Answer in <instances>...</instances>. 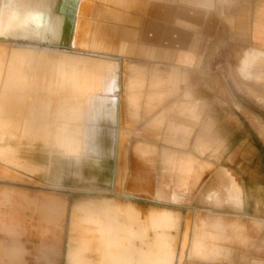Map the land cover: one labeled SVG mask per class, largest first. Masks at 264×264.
I'll return each mask as SVG.
<instances>
[{"label":"crops","instance_id":"crops-1","mask_svg":"<svg viewBox=\"0 0 264 264\" xmlns=\"http://www.w3.org/2000/svg\"><path fill=\"white\" fill-rule=\"evenodd\" d=\"M57 1L2 0L0 128L22 132L20 163H0V264H62L66 200L61 171L44 155L53 150L68 159L72 180L90 177L93 187L109 185L102 171L115 160L116 174L128 170L125 191L141 218L165 210L180 219L182 264H264V107L250 101H264V86L250 84L261 77L253 66L264 59V0H97L95 15L123 30L114 49L82 33L79 1L67 50L97 51L81 60L108 70L111 88L99 90L116 91L115 104L84 99L98 93L92 81L64 73L58 82L60 58L43 62L31 82L22 51L63 49L17 41L47 38ZM218 59L238 64L244 95L208 73ZM14 96L23 102L16 118Z\"/></svg>","mask_w":264,"mask_h":264},{"label":"bare ground","instance_id":"bare-ground-1","mask_svg":"<svg viewBox=\"0 0 264 264\" xmlns=\"http://www.w3.org/2000/svg\"><path fill=\"white\" fill-rule=\"evenodd\" d=\"M79 1H57L56 9L53 11L55 14L54 29L47 38L42 39L41 32L33 40L17 42L35 44L51 49H63L59 54L61 56L60 67L57 72L58 82H61L60 79L64 73H69L71 76L79 78V82L92 81L87 88H93L98 93H94V96L82 93L84 99H98L110 104L118 103L117 97L111 94L116 91L102 92L99 90L111 88V85L107 86L108 84L105 80V76L108 77V70L103 72L101 65H99V72L96 66H91V63L85 65L81 60L84 56L91 57L97 51L87 53L85 50L83 52L75 51L70 56V51L67 50L71 48L75 14ZM1 54L3 53L1 52ZM72 57H74V63L71 61ZM63 62L64 65H62ZM86 68L90 71L89 74L86 72ZM82 87L84 89L86 86L83 85ZM68 97L65 96V98ZM122 177L121 174H116L118 182H121ZM83 178L86 180L82 179L80 181V179L76 178L77 181L75 180V182L88 189L98 188L106 190L108 187H93L87 184L90 177L86 178L84 176ZM61 214L64 217V202H62ZM69 219V236L65 255L66 264H182L185 258L184 253L188 242L186 237L179 241L181 244L180 250L177 251L175 248L180 219L165 210L151 211L144 218H141L140 212L128 202L120 203L111 199H100L73 205Z\"/></svg>","mask_w":264,"mask_h":264},{"label":"rangeland","instance_id":"rangeland-1","mask_svg":"<svg viewBox=\"0 0 264 264\" xmlns=\"http://www.w3.org/2000/svg\"><path fill=\"white\" fill-rule=\"evenodd\" d=\"M82 6H85L84 9V15H83V25L84 29L82 33L87 32V36L93 37L96 36L97 39L100 40V42L104 43L105 45H111L110 49H114L112 45H115L117 43V40L119 38V32L117 31L118 28V23H114V21L110 20L108 17L104 16H96L95 15V7L100 6L101 3L97 2V0H80ZM2 0H0V13H1V5H2ZM123 31L122 29H119ZM86 35V34H85ZM123 37V36H122ZM86 37H81V39ZM123 39V38H122ZM114 52V50H112ZM106 52L110 53L111 51L106 50ZM8 54H17V52H12V51H7ZM19 53V52H18ZM23 56L27 59V62L29 65L32 67V72L30 75V80L34 84L36 82L37 78V71L40 68L41 64L45 62L46 60L53 59V58H60L59 54H55L53 51H47L44 53H32V52H24L22 51ZM241 54L239 53L238 56ZM16 59H19L18 57H15ZM233 60H224V59H218L216 63L211 64L210 68L207 66L208 73L211 74L212 76H217L220 78L222 81L223 87L226 88H235L239 93H245L243 89H238L237 86H235V73H237V67L238 64L236 62H232ZM13 63V60H8L7 63ZM253 71L255 73H259L261 76L259 79H253L250 81V84L253 83V85L258 88H261L264 86V59H260L258 62L255 63L253 66ZM21 85V80H16L14 81V87H19ZM252 85V86H253ZM235 90V91H236ZM248 93V92H247ZM250 94V93H248ZM244 95V94H243ZM241 96L240 98L243 101H247L249 97ZM250 101L254 99L252 102L257 104L258 107L263 108L264 107V101L258 100V97H255L254 95H250ZM1 98V97H0ZM5 98V97H4ZM15 102H14V110H15V118L17 117L18 113H20L22 109V103H21V97L14 96ZM230 99H234L230 95ZM249 100V99H248ZM16 107V108H15ZM20 115V114H19ZM46 121L48 123L49 121V114L47 112L46 114ZM3 130V131H2ZM48 131V128H47ZM19 132V133H18ZM21 132L22 129L18 126L14 128H6L3 127L0 128V163L4 164L7 166L9 164V161L14 159V161H19L20 163V149H21ZM11 134L13 136H11ZM6 135H10L11 140H13V144L11 142L6 143ZM2 140V141H1ZM12 144V145H11ZM127 149L126 152L129 150L130 145L124 144L123 147ZM122 147V150H123ZM5 148V149H4ZM3 149V150H2ZM30 149L35 150L32 145H30ZM4 152V153H3ZM6 155V156H5ZM45 157L49 158V161L52 163L54 160L56 161V166L59 167L61 171V189H62V195L63 199L66 200V208H65V214L63 217V223H62V264H66L65 260V255L67 251V239L69 236V218L70 214L72 211V207L75 204H80L86 201H91V200H100V199H111L114 200L115 202H120V203H129L133 202L134 198L133 195L129 194L128 192L125 191V183L126 178H127V171L121 173V186L118 187L115 185V178H116V167H117V161L115 160L114 163L109 164L104 167L102 173L105 176L107 182H108V187L106 190H101L98 188H93V189H88L85 188L84 186H80L79 183L75 182L70 178L68 175L69 171V161L68 159L62 157L56 150H53L52 152L46 153L44 152ZM167 162L166 160H164ZM127 163V161H126ZM123 164H120V167H122ZM101 172V171H100ZM91 175L96 176L99 173V170H91L89 172ZM125 174V176H124ZM74 184V185H73ZM79 189V190H78ZM118 189V190H116ZM121 191V192H120ZM119 192V193H118ZM92 193V194H91ZM104 193V194H103ZM109 193V194H108ZM114 193V194H113ZM111 194V195H110ZM113 195V196H112ZM131 197V198H129ZM69 215V216H68ZM69 217V218H68ZM144 218V217H142ZM66 242V243H65ZM179 240L176 241V249L181 247V244ZM65 252V253H64Z\"/></svg>","mask_w":264,"mask_h":264}]
</instances>
